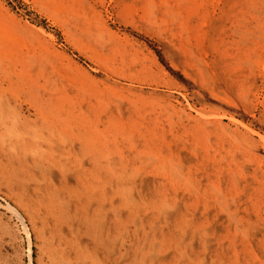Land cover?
Returning <instances> with one entry per match:
<instances>
[{"label": "bare ground", "instance_id": "6f19581e", "mask_svg": "<svg viewBox=\"0 0 264 264\" xmlns=\"http://www.w3.org/2000/svg\"><path fill=\"white\" fill-rule=\"evenodd\" d=\"M39 1L44 3L45 6H50L54 15L60 16L63 20L62 22L68 27V30H73V36L75 38L79 36L93 37L97 29L96 24L106 17H116L122 20V22L124 20L129 21L133 26H140L142 30L157 33V37H159V34L160 36L171 38V43H179L186 49L188 57L193 62V65L195 64V66L197 65V67L201 69L202 75L208 78V83L213 87L212 89L215 90H222L221 86L223 84L243 86L249 82L257 83V79L262 76V73L264 74V0ZM9 22L11 23V21ZM80 26H83L84 29L79 28ZM104 32L105 31L101 33ZM196 35L202 36V41H200L199 44H195L194 38ZM2 41V38H0V114L3 108L9 112L8 117L6 115V117L3 115L1 116L0 122H5L7 119H10L13 127L17 128L15 129V133L18 134V136H15L14 140L10 137V145L6 146L3 142V146L5 145V147H7V151L9 148L14 158H16V160L18 159V161H20L19 159L21 156H23V160L24 158L27 160L29 154L34 156L35 161L32 166L28 164V168L27 165L24 167L26 173H30V171L35 173V171L39 169L43 175L49 174L51 177V175H53L52 171L56 168L61 174L60 176L63 181L68 178L69 172L77 177V183H80V185L78 184L79 188L86 191L84 194L79 192V202H84L89 207L86 212L81 207L80 203L79 208L83 209V212H85L84 215L82 213L83 216L78 219L77 215H79L81 211L80 209L79 211L76 210V216H67V226L69 225L70 231L77 232V234L79 232H84L83 236L89 239L90 242L92 241L95 247L91 248L88 246L84 248V251L95 255H93L94 259H92L94 261L93 264H106L105 260H101L99 255L100 252L105 254V259L112 261L113 264H264V260L259 254L260 251L257 249L259 239H257V230H259L258 223L253 220V214H259L261 207L264 205V183L258 180L256 176L250 177L244 172V169L243 171L240 169V163L236 161L238 157L237 153L228 154L227 157H223L222 162L224 161L225 163L226 161L227 166L220 165L212 167V157L208 146H206L201 151L204 153H202L204 155V157L202 156L203 160L207 161L208 165H205L204 162V166L201 164L202 166H200V169L196 167L193 168V166L187 167L186 163L183 161L184 159L182 160L181 158L182 152H185V150L189 148L191 150L189 154L193 156L197 155L199 152L198 149L200 148V140L204 138L202 134L201 136L200 134H192L190 130L184 126L183 129L186 130L185 134L179 135L177 131L171 130L169 131V135L166 129L160 126V118L158 119L156 117L154 121H151L152 124L149 125V119L145 118V115L140 116L141 122L139 123H131L129 120H132V118H129L127 120L129 122L127 123V121L123 119V116H126L124 113L125 102L134 112H137L140 106L143 105L139 106V101L142 99L140 98L139 100V98L132 93H130L127 100L120 98L116 99L115 96L106 98V95L103 94L100 96L98 95V97L94 98L92 101H88V99L84 100V98L83 102L78 103L74 101L71 104L66 100L67 96L64 97L65 95L62 94V88L59 86V83H53L55 80L52 81L51 78L47 76V63L45 64L44 61L38 62V59L31 55L29 56L32 58L25 57V59H23L20 55L6 50L3 45L4 41ZM7 43L13 45L10 44V42ZM37 67H39V70H37ZM65 71L67 70L65 69L63 73H65ZM72 78L75 79V76H71V79ZM64 81L67 80L64 79ZM69 81L70 80H68V82ZM69 97L67 98L69 99ZM251 98L250 100L252 101ZM80 100L82 99L80 98ZM3 104L5 107H3ZM24 104L30 105V108L33 110V115L31 117L36 118L35 120L33 119L34 122L30 120V116H25V114L23 115L18 111V108H23ZM251 104L253 103L251 102ZM67 106L71 108L70 112H68V110L66 112ZM113 107L117 110V114L114 112L115 110H113ZM248 107L250 108V105ZM78 109L81 111V114H79L81 117H76L77 112L80 113L77 111ZM131 109H127V111L131 113ZM155 110L157 112V109ZM62 116L65 117L63 120ZM104 116H106L105 119H103ZM208 118H204L205 121L202 125L203 129L208 127ZM38 120H42L43 122H41V133L31 127L30 129L34 131V135L30 136L31 134L28 133L30 132L28 131L30 125L36 123ZM142 120L143 122H147L146 127H144L145 125ZM168 121L170 120L168 119ZM62 123L67 130H70L72 133L71 135H68L63 126L60 130L58 129V127L63 125ZM20 126L25 130L21 131V129H18ZM8 128H6V130ZM142 128L145 129L142 130ZM203 129L202 133L204 132ZM65 132L67 134H65ZM109 133L111 139L103 137ZM209 133L206 131V135ZM191 139L192 141L194 140V143H191ZM2 140L4 139L2 138L1 141ZM239 141L240 139L238 142ZM31 142L32 145L30 146H33V142H35V144L38 143L41 146L46 145L48 149L45 151L46 149L40 150L41 148L36 147L37 150L34 148V150H32V148L29 147ZM77 145H79V148ZM17 148H20V150L18 151ZM122 148H124V150ZM118 149L123 151L117 153L116 150ZM147 149H153V151L150 152L148 150L150 152L148 153ZM89 159L90 161H88ZM219 159L220 158H218V160ZM26 160L23 162H26ZM12 161L14 162L13 159ZM87 164L90 165L91 168H86ZM103 170L107 173L105 179L103 178ZM26 173H24V176ZM33 175L32 173L31 176L33 177ZM214 176L216 181H213ZM151 177L153 183L155 182L156 184L155 191H157H154L155 195L153 197L152 195H148L144 189V186L150 182ZM21 178L20 180H22ZM34 178L35 176L30 179L35 180ZM36 178L39 177L36 175ZM42 179L44 180V178ZM27 180L25 179V181ZM25 183L27 184V182ZM20 184H22L23 187V183ZM38 185L39 186L36 187L40 189L42 183L40 182ZM56 186H54L55 193L53 195L60 196V193H62L61 189L59 190ZM19 188L21 189V187ZM15 193L14 196H16ZM20 193L22 194V192ZM38 193L41 192L38 191ZM55 196H53L54 200H56ZM19 199L17 201H19ZM38 200L39 202L41 201L40 199ZM52 200H50L49 203ZM54 200L52 202H54ZM59 201L61 203V199ZM32 202L30 203L32 204ZM62 202H64V200ZM69 203L71 204L72 202H68V204L64 202L63 204L70 206ZM39 204L40 203H38V206ZM77 204L79 203H76V205ZM92 204H96V208L91 211L89 208ZM23 205L25 204L23 203ZM50 205L49 211L54 209L53 205ZM82 206L85 207L83 204ZM15 207H10V209L18 218H24ZM27 207L28 205L25 210H27ZM44 209H46L45 206ZM23 210L24 209H22V211ZM28 210L25 211L26 214ZM35 211H37V209L31 212L34 213ZM25 212L23 213L24 215ZM38 212L39 211H37V213ZM90 212L92 213L90 214ZM49 213L51 214V212ZM50 214L48 216H50ZM32 216L35 217V213ZM47 219L49 220V217ZM30 220H32V217H30ZM22 221L24 224V220ZM35 221L36 219L33 222ZM262 221H264V219ZM76 224H79L78 227H76ZM149 226L151 227V231L149 230L150 232L147 230L150 228ZM26 228L28 227L26 226ZM35 229L33 231H36ZM26 230H28L27 234H29L26 235L27 239L31 234L29 229ZM41 231H44V229ZM113 233L120 235L119 244L116 242L117 240H114ZM42 234L44 233H41V236ZM56 235L58 236L57 233ZM151 236L153 239L149 242L148 240ZM51 237L54 238V236ZM110 237H113L112 240L115 241L114 243H111ZM39 238L42 239V237ZM65 238L67 237H63V239ZM161 238H167L166 240L172 238L173 241L172 243L170 242L163 245L160 240ZM197 239H199L200 242H198ZM72 240L73 242L75 241L74 239ZM197 242L200 243L203 250L197 249ZM60 243L59 241V245ZM65 243L66 242H64V245ZM47 244L50 243L48 242ZM63 247L64 246H62V248ZM66 247L67 245L64 249ZM51 248L53 247L49 249ZM52 250L53 249H51V251ZM66 250H64V252ZM77 250L78 252L80 251V249ZM200 254H202L203 257L198 259ZM30 256L31 261L29 262L33 264L32 260L34 258H32L31 254ZM50 258L51 257H49V260ZM132 259L133 263L128 262V260ZM63 263L74 264L72 260H63Z\"/></svg>", "mask_w": 264, "mask_h": 264}, {"label": "rangeland", "instance_id": "374dc122", "mask_svg": "<svg viewBox=\"0 0 264 264\" xmlns=\"http://www.w3.org/2000/svg\"><path fill=\"white\" fill-rule=\"evenodd\" d=\"M0 18H1L0 19V38H2V40L5 42L4 43L2 41L6 50H8L11 53L20 55V57L23 59H25V57L29 58L31 56H34V57H36V59H38L37 60L38 62L44 61L45 64L47 63L46 64L47 65V70H46L47 76L49 78H51L52 81L55 80V81H53V83L54 82L59 83V86H61V88H62V94L65 95L64 97H66V96L69 97V95L71 94L70 95L71 98L69 97V99H68L66 97V100L68 102H70L71 104L74 101H76L78 103L83 102L84 98H85L84 100L88 99V101H92L94 98H97L98 95L100 96L103 94L106 95L105 96L106 98H110L111 96H115L116 99L120 98L123 100H127V98L130 96V93H132L134 96L138 97L139 100H140V98L142 99L141 101H139L140 102L139 106L142 104L143 105L140 106V108L137 110V112H134L133 109H131L130 106H128V104L125 102L126 105H125V112L124 113L126 116H123V119L125 121H127L129 118H132V120H129V121H131V123H134V124L136 122L139 123V122H141L140 116L145 115L144 117L149 119L148 124L151 125L152 124L151 121H154L155 118L157 117L158 119L160 118L159 119V122L161 123L160 126L164 127L169 135H170L169 131H171V130L177 131L179 135L185 134L186 130L183 129L184 126L187 127L188 130H190V132L192 134H200V136L202 134V137H204V138L201 137L202 139L200 140V148H202V149H200V148L198 149L199 152L197 155L193 156V155L189 154V151H191L189 148H187L185 150V152H182L181 158H182V160L184 159L183 161L186 163L187 167L193 166V168L196 167L197 169L198 168L200 169V166H202V165L204 166V162H205V165H208L207 164L208 162L203 160V157H204L203 154L204 153L201 151L204 149V147L208 146V149H209L211 157H212L211 158V166L213 165L212 167L220 166V165L227 166L226 161H225V163H224V161L222 162L223 157H227L228 154H232V153L236 154L237 153L238 157H237L236 161H238L240 163L239 164L241 166L240 169H242V171L244 169V172L247 173L248 176H250V177L256 176V178L258 180H260L264 183V76H263L264 74L263 73H262V76L257 79V83L256 82L255 83L249 82V83L244 84L243 86H239V85H231L230 86V85L223 84L221 86L222 90H215V89H212L213 87L208 83V78H206L204 75H202L203 73H201L202 72L201 69L198 68L197 65L196 66H195V64L193 65V62L188 57L186 49H184L179 43H171V41H172L171 38H168L167 36H160L158 34L159 37H157V33L147 32L146 30H142L140 28V26H138V25L133 26V24H131L129 21L124 20L122 22V20H120L116 17H106L101 22H99L100 26H99V23L96 24L97 29H96V32L94 33L93 37L89 38V37L79 36V37L75 38L73 36V30L72 31L68 30V27L62 22L63 20L60 18V16L54 15L52 12V8L48 5L45 6V4L40 2L39 0H0ZM9 21H11V23ZM102 27H104V28H102ZM79 28H83V26H80ZM22 29H23V31H22ZM99 29L100 30L103 29V30L100 31ZM103 31H105V32L101 33ZM77 33H78V31H77ZM19 35H21V36H19ZM78 35H79V33H78ZM75 36H77V35H75ZM201 37H202L201 35H196V37L194 38L195 44H199L200 41H202ZM118 39H120V40H118ZM7 42H10V44H13V45H9V43H7ZM169 42H170V44H169ZM6 44H8L10 48ZM17 44H18V47H17ZM97 44H99V45H97ZM24 45H25V47H24ZM169 46H170V48H169ZM32 47H33V49H32ZM114 47H115V49H114ZM8 48L12 51H10ZM35 48H36V50H35ZM182 49H184V50H182ZM119 53H122V54H119ZM116 54H117V58H116ZM29 55H31V56H29ZM41 55H43V56H41ZM104 57H107V58L109 57V58L107 59ZM42 58H44V59H42ZM56 60H57V62H56ZM187 60H188V62H187ZM121 62H122V64H121ZM134 62H135V64H134ZM142 62H143V64H142ZM107 63H108V65H107ZM52 65H53V67H52ZM125 65H127V66H125ZM58 66H59V68H58ZM140 67H141V69H140ZM38 68L39 67H37V70H39ZM65 69L67 71H65V73H63V71ZM55 70H57V71H55ZM144 70H145V72H144ZM53 71H54V73H53ZM152 71H153V73H152ZM70 73H71V76H73V77L75 76V79H73V78L71 79ZM154 73H157V74H154ZM63 75H65V76H63ZM66 75H68V76H66ZM132 75H134V76H132ZM67 77H68V79H67ZM123 77H125V78H123ZM64 79L67 81H64ZM139 79H141V80H139ZM68 80H70L71 83H70V81L68 82ZM84 81H85V83H84ZM65 82H66V84H65ZM126 83L129 85H127ZM72 84H76V85H72ZM80 85L82 88L80 87ZM88 87L89 88L91 87V88L89 89ZM75 90H76V92H75ZM100 91H101V93H100ZM106 91H107V93H106ZM77 94H78V96H77ZM80 98L82 100H80ZM250 98L252 99V101L250 100ZM71 100H73V101H71ZM235 101H237V102H235ZM151 102L154 104H152ZM251 102L253 104H251ZM70 103H68V104H70ZM159 104H161V105H159ZM234 104H236V105H234ZM249 105H250V108L248 107ZM3 107H5L4 104H3ZM127 109H129V110L131 109V113H129L127 111ZM155 109H157V112ZM171 109H173V110H171ZM67 110H68V112H70L71 108H68V106H67L66 112H67ZM113 110H115L114 112L117 114V110L114 109V107H113ZM18 111H20L23 115L25 114V116H30V118H31L30 120H32L33 122L36 119L34 117L33 118L31 117L33 115V110L30 108V105L28 106V105L24 104L23 108L22 107H21V109L18 108ZM77 111H79L80 113L77 112L76 117H78L79 114H81L80 109H78ZM8 112H9L8 110L3 108V111L0 114V118L2 115L4 117H6V116L8 117ZM94 112H95V110H94ZM167 113H169V114H167ZM151 114H153V115H151ZM55 115H56V113H55ZM178 115H179V117H178ZM210 116H211L212 120H211ZM213 116H215V117H213ZM79 117H81V116H79ZM105 117L106 116H104L103 119H105ZM64 118L65 117L62 116V120ZM194 118H196V119H194ZM204 118L205 119L208 118V121H209L208 127L205 129H203V126H202L204 121H205ZM168 119L170 121H168ZM181 119H183V120H181ZM129 121H127V123ZM41 122H42V120H38L36 123H32L30 125L29 130H28V131H30V132H28L31 134L30 136L34 135V131L32 130L33 131L32 132L30 129L31 127L35 128L37 130V132L39 131V133H41V130H42L41 127H42V123H43V122L42 123ZM142 122H143V120H142ZM143 123L145 125L144 127H146L147 122H143ZM33 124H35L36 126ZM221 125H222V127H221ZM3 126H5V127H3ZM62 126L64 127V124L61 125V127H58V129L60 130V128H62ZM6 128H8V129L6 130ZM100 128L103 129L102 127H100ZM0 129L3 130V131L0 130L1 131L0 132V136H1L0 137V174H1L0 175V264H30L31 263V262H29V261H31L30 260V257H31L30 254L32 255V258H34L32 260L33 264H64L63 260H72L74 264H93L94 261L92 259H94V257H93L94 254L87 253L86 251H84V248H86L88 246L91 248L95 247L93 245L92 241L90 242L89 239H87L83 236L84 232H81V233L79 232L77 234V232L70 231L69 225L67 226V223H68L67 216H70V215L72 217L76 216L77 211H79V209H80L81 212L79 213V215H77V217L79 219L85 213V212H83V209H84V211L87 212V208L89 207L88 205H86V203L79 202L80 201V197L78 196L79 192L84 194V192H86V191L79 188L80 183H77L78 182L77 177L74 174H72L71 172H69L68 178L63 181V179L60 176L61 174L59 173V171H57L58 169H56V168H54V171H52L53 175H51V177L49 174L43 175L39 169H37L35 171L36 174L33 171H30V173H26L24 171V167L26 165H27V168L29 165L32 166V164L35 161L34 156L29 154V156L27 157V160L25 158L23 160V156L20 157V159H19L20 161H18V159L16 160V158H14V156L12 155L11 150L8 148V151H7V147H5V145L3 146V142L6 144V146L10 145V142H11L9 140L10 137H12L14 140L15 136H18V134L15 133V129H17V128H14L10 119H7L5 122H0ZM9 129H11V130H9ZM18 129H21V131L25 130L22 126L18 127ZM143 129H145V128H142V130ZM202 129L204 130L203 133H202ZM206 131H208V133L209 132L210 133L208 135H206ZM66 132L68 133V135L72 134L70 132V130L66 129ZM66 132H65V134H67ZM103 137L111 139L110 133L106 134ZM205 137H207V138L209 137V138L207 139ZM236 137H237V139H236ZM2 138L4 140L1 141ZM5 138H7V139H5ZM239 139H240V141L238 142ZM244 139H246V140H244ZM206 142L207 143L209 142V143L207 144ZM33 143H34L33 146H30V145H32V142L29 144V147L32 148V150H34V149L37 150L36 147L41 148L40 150L46 149L45 151H47V149H48L46 145L41 146L38 143H36V144H35V142H33ZM191 143H194V140L192 141V139H191ZM240 144H242V145H240ZM106 145H109V144H106ZM248 145H249V147H248ZM77 146L79 148V145H77ZM8 147H10V146H8ZM29 147H28V149H29ZM109 148H110V146H109ZM109 148H108V150H109ZM212 148L213 149L215 148V149L213 150ZM122 149L124 150V148H122ZM17 150L19 151L20 148H17ZM123 150L118 149L116 151H117V153H119V151H123ZM148 150L150 152L153 151V149H147V151ZM149 151H148V153H150ZM214 156H216V157H214ZM8 157H9V159H8ZM79 157H81V156H79ZM33 158H34V160H33ZM114 158L118 159L117 157H114ZM188 158H190V159H188ZM218 158H220V159L218 160ZM12 159L14 160V162L12 161ZM25 160H26V162H23ZM88 161H90V159ZM19 162L21 165L19 164ZM24 163H26V164H24ZM12 166L14 167V169ZM86 168L89 169V168H91V166L87 164ZM103 172H104L103 178L105 179L107 177V175H106L107 173H105L106 171H104V170H103ZM24 173H26L25 176H24ZM32 173L34 174L33 177L35 176V178H34L35 180L30 179V178H33L31 176ZM36 175L40 179L36 178ZM2 178H4V179H2ZM20 178L22 180H20ZM42 178H44L45 181ZM25 179L26 180L29 179L30 181L29 180L25 181ZM213 181H216L215 176L213 177ZM7 182H8V184H7ZM13 182H14V184H13ZM25 182H27V184H29V185H27ZM34 182H36V183H34ZM40 182L42 183V186L39 189L36 186H39L38 184ZM20 183H23V187H22V184H20ZM155 185L156 184H155V182L153 183V179L151 177L150 182L144 186L145 192L148 193V195H150V196L152 195V197L155 195V192H157V191H155V189H156ZM49 186L50 187L52 186V187L50 188ZM54 186L59 188V190L61 189L62 193H60V196L53 195L55 193L54 192ZM13 187H14V189H13ZM19 187H21L22 190H26V191H22ZM33 188L34 189L36 188V189L34 190ZM62 188L65 190H63ZM77 188H79V189H77ZM52 189H53V191H52ZM66 189H67V192H66ZM18 190H19V192H18ZM70 190H72V191H70ZM75 190H77V191H75ZM15 191H16V193H15ZM38 191L41 193H38ZM20 192H22V194ZM14 193L16 196H14ZM74 193H75V196H74ZM152 193H154V194H152ZM30 194L32 195V197ZM29 195H30V197H29ZM72 195H73V197H72ZM53 196H55L56 200H54ZM64 196H65V198H64ZM15 198H16V200H15ZM27 198H29V199H27ZM52 198H53L54 202H52L53 201ZM18 199H19V201H17ZM38 199H40L41 201L39 202ZM49 199L52 200L50 203H49V201H50ZM58 199L59 200L61 199L62 204L60 203V201ZM62 199L67 204H68V202H72V203L71 204L69 203L70 206H68L67 204H66L67 205L66 206L65 204H63L64 202H62L63 201ZM32 200H33V202H32ZM20 201H21V203H20ZM30 202H32V204ZM23 203L25 205H23ZM26 203L28 205L27 210L30 207L28 212H27L28 215L25 212V211H27V210H25L26 206H27ZM38 203H40L39 206H38ZM76 203H79V204L76 205ZM80 203H81V207L83 209L79 208ZM44 204H46V205H44ZM50 204L53 205L54 211L53 210L49 211L50 210L49 209ZM82 204L85 205V207L82 206ZM18 206L21 209H19ZM32 206L35 208H33ZM44 206L46 209H44ZM95 206H96V204H92V206L89 208V210H91V211H92V209L94 210L96 208ZM10 207L17 208L20 211V213L23 215L24 218H20V217L18 218V216H16V214L10 209ZM22 209H24L25 211L24 210L22 211ZM34 209L35 210L37 209V211L40 212V214H39V212L37 213V211H35L34 212L36 215L35 217L32 216V215H34V213H32ZM47 209H48V213H47ZM65 209H66V211H65ZM24 212H25V215L23 214ZM49 212H51L52 215ZM82 213H83V215H82ZM91 213L92 212H90V214ZM49 214H50V216H48ZM80 214H81V216H80ZM29 216L32 217V220H30ZM44 217H46V218H44ZM48 217H49V220L47 219ZM254 217H256V218H254ZM261 217H263V218H261ZM35 219H36V221L33 222ZM263 219H264V205L261 207V211L259 214L258 213L253 214V220L258 223V229L260 230V231L257 230V239L259 238L257 249L260 251L259 254L264 260V224H263L264 221H262ZM20 220L21 221L24 220V224H23V221L21 222ZM65 220H67V221H65ZM50 222H51V224H50ZM55 223H57V224L59 223L61 226L59 224L57 225ZM42 224L45 226H43ZM47 224L50 226H48ZM32 225H34V226H32ZM62 225H63V227H62ZM78 225L79 224H76V227H78ZM26 226L28 228H26ZM33 228L36 231L38 228V231L37 232L33 231L34 230ZM26 229H29L30 234H31L30 237H27V239H26V235H29V234H27L28 230H26ZM42 229H44V231H41ZM45 229L46 230L49 229V230L46 231ZM59 229H61V230H59ZM147 230L151 231V227L148 228ZM25 232H26V234H25ZM40 232L44 233V234H42V236H41ZM56 233L58 234V236L56 235ZM68 234H70V235H68ZM50 235L54 236L55 240ZM112 235L114 237V240L115 241L117 240L116 242L119 244L120 243V239H119L120 235L116 234V233H113ZM36 236L38 238L42 237V239H40V238L38 239ZM55 236H57L58 238ZM63 237H67V238L63 239ZM113 237H110L111 243L115 242L114 240H112ZM179 238H180V236H179ZM179 238H177V239H179ZM51 239H53L54 241ZM69 239H71V240H69ZM72 239H74L75 241L73 242ZM152 239L153 238L151 236V237H149L148 241L150 242V241H152ZM166 239L167 238H164V239L161 238L160 239L161 243L163 245L164 244L166 245L170 242L172 243V241H173L172 238L169 240H166ZM59 241L61 242L60 245H59ZM197 241L200 242L199 239H197ZM48 242L50 244H47ZM64 242H66L65 245H64ZM68 242L71 244H69ZM198 242L196 243L197 249L203 250L200 243H198ZM30 244H31V246H30ZM66 245H67V247L64 249V247ZM72 245H73V247H72ZM55 246H57V247H55ZM62 246H64V247L62 248ZM30 247H31V249H30ZM48 247L49 248L53 247V248H51L53 250L51 251V249H49ZM47 248H48V250H47ZM77 249H80V251L78 252ZM64 250H66V251L64 252ZM29 252H31V253H29ZM49 254H51V255H49ZM140 254H141V252H140ZM99 255L101 257V260L102 259L105 260L106 264H113L112 261L105 259L106 258L105 254H103L102 252H100ZM46 256H48V257H46ZM49 257H51L53 259L50 258V260H49ZM198 257H199L198 259H201L203 257V255L200 254V256H198ZM128 262L133 263V259L128 260Z\"/></svg>", "mask_w": 264, "mask_h": 264}]
</instances>
